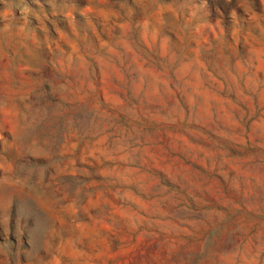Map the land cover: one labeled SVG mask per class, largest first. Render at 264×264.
Wrapping results in <instances>:
<instances>
[{
    "label": "rangeland",
    "instance_id": "obj_1",
    "mask_svg": "<svg viewBox=\"0 0 264 264\" xmlns=\"http://www.w3.org/2000/svg\"><path fill=\"white\" fill-rule=\"evenodd\" d=\"M0 264H264V0H0Z\"/></svg>",
    "mask_w": 264,
    "mask_h": 264
}]
</instances>
